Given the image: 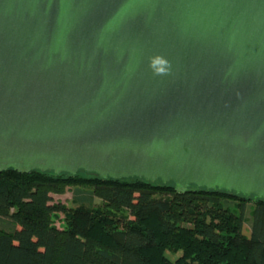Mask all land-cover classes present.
I'll return each mask as SVG.
<instances>
[{
  "label": "water",
  "instance_id": "1",
  "mask_svg": "<svg viewBox=\"0 0 264 264\" xmlns=\"http://www.w3.org/2000/svg\"><path fill=\"white\" fill-rule=\"evenodd\" d=\"M264 201V0H0V174Z\"/></svg>",
  "mask_w": 264,
  "mask_h": 264
},
{
  "label": "trees",
  "instance_id": "2",
  "mask_svg": "<svg viewBox=\"0 0 264 264\" xmlns=\"http://www.w3.org/2000/svg\"><path fill=\"white\" fill-rule=\"evenodd\" d=\"M69 186L77 187L78 205L52 204ZM90 195L102 207L84 205ZM246 203L253 208L249 237L242 233ZM120 210L129 217L123 222L114 216ZM59 214L61 229L54 225ZM0 264H264V201L177 194L169 185L83 172L8 171L0 174Z\"/></svg>",
  "mask_w": 264,
  "mask_h": 264
},
{
  "label": "rangeland",
  "instance_id": "3",
  "mask_svg": "<svg viewBox=\"0 0 264 264\" xmlns=\"http://www.w3.org/2000/svg\"><path fill=\"white\" fill-rule=\"evenodd\" d=\"M77 187L75 186H69V187H66L64 189V192L62 195H54L52 197V204L54 205H57V204H60V205H63L65 206L67 209H72V208H75L78 203L74 201V192L76 190ZM86 189H83V191H85ZM84 197V195H83ZM85 197H87L85 195ZM91 199V202L90 204H84L86 205L88 208L90 209H96V208H100L102 207V202L96 198H93L91 197H88ZM86 198V199H88ZM252 204L251 203H246V210H245V215H244V223H243V235L246 236V237H249L250 236V230H251V211H252ZM114 216L117 217V218H120L122 220V222L125 220V219H128V214L125 210H120V211H117V212H114ZM54 225L56 228H63L64 227V215L63 214H59L57 215L55 218H54ZM121 227V224H119Z\"/></svg>",
  "mask_w": 264,
  "mask_h": 264
}]
</instances>
